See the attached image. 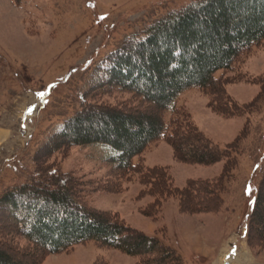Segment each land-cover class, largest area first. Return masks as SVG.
<instances>
[{
    "label": "rangeland",
    "instance_id": "rangeland-1",
    "mask_svg": "<svg viewBox=\"0 0 264 264\" xmlns=\"http://www.w3.org/2000/svg\"><path fill=\"white\" fill-rule=\"evenodd\" d=\"M195 1L198 0H0V130L10 135L0 142V198L34 180L36 168L47 162L46 158L39 161L40 165L35 162L42 147L79 110L84 93L92 85L94 69L128 37ZM237 75L241 79L229 80L225 92L238 104L250 105L263 86L264 41L236 69L220 71L216 78L222 83ZM213 98L212 94L190 89L179 96L177 104L212 141L222 146L237 142L231 158L211 165L183 162L161 139L139 154L135 162L167 167L180 188L189 181L218 179L228 172L218 211L187 214L180 211L179 200L166 198L161 213L152 217L147 211L155 212V197L148 193L139 175L122 180L117 192L86 186L84 198L90 206L119 216L136 230L157 234L186 264H264V217L252 228L256 198L264 179V100L248 109L249 113L223 117L211 111ZM89 99L102 110L112 106L129 113H133L136 102L120 93L92 95ZM20 104L35 109L26 124L5 118L6 111L17 117ZM222 104L216 102L214 107ZM148 113L156 115L153 110ZM169 118L167 114V121ZM22 127L27 128L26 136L21 134ZM93 127L102 128L100 123ZM111 153L108 145L100 143L75 146L56 153L48 164L56 162L62 173L87 182L103 180L111 166ZM8 223L7 216L0 214V226L9 229ZM11 231L8 235L0 233V251L17 259L29 261L28 255L34 254L32 258L36 257L40 264L140 261L139 257L101 247L94 241L44 256L23 236Z\"/></svg>",
    "mask_w": 264,
    "mask_h": 264
},
{
    "label": "trees",
    "instance_id": "trees-1",
    "mask_svg": "<svg viewBox=\"0 0 264 264\" xmlns=\"http://www.w3.org/2000/svg\"><path fill=\"white\" fill-rule=\"evenodd\" d=\"M263 41L264 0H198L128 37L94 69L92 85L84 93L79 110L42 147L35 162L40 165L39 161L45 158L47 162L36 168L34 180L0 198V214L10 220L9 229L0 226V233L8 235L14 230L13 234L23 236L44 256L94 241L101 247L139 257L138 264H186L157 234L136 230L119 216L90 206L84 198L86 186L117 192L122 180L139 175L148 193L155 197L157 209L147 211L152 217L161 213L166 198L179 200L183 213L218 211L228 172L218 179L189 181L180 188L167 167H147L141 160L135 162V158L161 139L183 162L211 165L231 158L237 142L222 146L212 141L177 101L185 91L199 89L215 97L210 109L218 115L249 113L248 109L264 100V79L255 101L240 105L226 94L224 87L241 77L221 83L216 74L236 69ZM116 93L127 94L136 101L133 113L112 106L102 110L89 99L92 95ZM220 101L222 106L214 107ZM150 110L156 112L155 117L150 116ZM99 123L102 128L94 129ZM98 143L112 150L108 158L111 166L103 180L87 182L62 173L56 162L48 164L56 153ZM263 206L264 179L256 198L252 228L263 220ZM33 256L29 254L28 261L0 251V264H40Z\"/></svg>",
    "mask_w": 264,
    "mask_h": 264
},
{
    "label": "bare ground",
    "instance_id": "bare-ground-1",
    "mask_svg": "<svg viewBox=\"0 0 264 264\" xmlns=\"http://www.w3.org/2000/svg\"><path fill=\"white\" fill-rule=\"evenodd\" d=\"M19 114L17 117H12L10 111H6L5 118L12 122H15L17 119L20 120L22 123L26 124L29 117L33 116L35 109L31 108L30 106H24L23 104L19 105ZM23 106V107H22ZM21 108V109H20ZM31 108V109H30ZM20 118V119H19ZM7 127V126H6ZM10 137L8 131H1L0 130V142L4 141L6 138ZM247 257V254H246Z\"/></svg>",
    "mask_w": 264,
    "mask_h": 264
},
{
    "label": "water",
    "instance_id": "water-1",
    "mask_svg": "<svg viewBox=\"0 0 264 264\" xmlns=\"http://www.w3.org/2000/svg\"><path fill=\"white\" fill-rule=\"evenodd\" d=\"M21 134H22L23 136H26V134H27V128H26V127H22V129H21Z\"/></svg>",
    "mask_w": 264,
    "mask_h": 264
}]
</instances>
